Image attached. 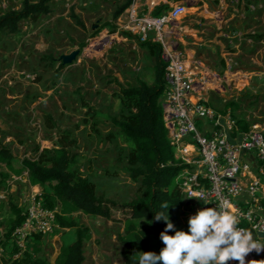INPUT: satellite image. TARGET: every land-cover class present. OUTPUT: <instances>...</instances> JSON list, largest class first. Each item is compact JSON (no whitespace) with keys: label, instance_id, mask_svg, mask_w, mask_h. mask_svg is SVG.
Here are the masks:
<instances>
[{"label":"rangeland","instance_id":"rangeland-1","mask_svg":"<svg viewBox=\"0 0 264 264\" xmlns=\"http://www.w3.org/2000/svg\"><path fill=\"white\" fill-rule=\"evenodd\" d=\"M21 3L0 0V15L19 10ZM124 3L53 0L49 15L22 22L17 34L0 32V144L13 155L15 168L26 159L47 164L61 133L68 131L76 141L71 150L77 156L75 169L94 184L97 196L117 204L140 194V184L127 170L132 144L111 122L123 113L118 85L130 88L138 80L152 84L154 79L153 57L137 38L122 35L127 31L119 27L120 17L113 20ZM170 4L188 8L165 35V46L158 42L164 59L166 51L175 50L192 69L204 66L207 88L201 90L207 91L209 104L221 114L229 110L233 119L248 124V130L264 132V0L132 3L139 11ZM72 13L83 28L75 25ZM73 51H78L75 60L62 64L61 57ZM260 165L253 162L252 172L264 184V165L262 173ZM24 174H11L7 187L0 191V238L10 217V204L22 208L32 193ZM111 213L119 221L73 214L90 231L91 238L84 244V264H124L118 237L123 234L122 219L127 213L121 207ZM195 213L186 202L175 211L187 231L188 219ZM75 240L74 229H58L56 235L36 244L37 256L53 264L61 243ZM2 251L0 245V257ZM256 260H264V253Z\"/></svg>","mask_w":264,"mask_h":264},{"label":"trees","instance_id":"trees-1","mask_svg":"<svg viewBox=\"0 0 264 264\" xmlns=\"http://www.w3.org/2000/svg\"><path fill=\"white\" fill-rule=\"evenodd\" d=\"M53 0H22L19 10H10L0 15V32L17 34L24 21L35 22L40 17L51 13ZM134 0H125L113 14L116 20ZM168 8L166 5L155 7L153 15H159ZM71 18L75 25L83 28L82 21L74 14ZM122 35L135 38L128 32ZM154 59L152 84L138 80L136 87L123 88L118 85L123 113L119 119L112 118V124L117 127L125 139L132 144V150L127 157L129 176L140 184V194L135 199L117 204L96 194L94 184L81 172L75 169L76 154L71 150L76 147V141L68 131L62 132L56 147L50 153L48 163L23 160L20 168H15V159L8 148L0 144V190L7 187L11 174L19 175L24 171L28 174L31 186H40V199L44 208L57 210L55 214L59 229H74L76 240L70 244L61 243L59 254L53 264H84V244L91 236L88 227L78 223L73 214L81 212L84 215L101 217L109 221L116 220L112 209L121 207L127 213L123 218V234L118 237L123 247L124 264H138L142 252H154L159 255L165 246L160 239V233L166 223L154 219L156 213L165 211L162 205L167 204L169 220L174 230L187 231L181 226L175 211L184 204L182 194L176 187L175 177L181 167L174 157V148L170 143L164 125V114L160 97L165 89V68L167 62L163 57L162 45L148 39L139 42ZM60 67H63L60 64ZM235 120V119H234ZM240 132L248 131V124L241 119L235 120ZM4 166L5 170L1 168ZM261 205L264 207V200ZM25 219L24 209L10 204V217L0 238L3 247L0 257L1 264H49L37 256L40 252L36 244H40L42 236L34 235L28 242L27 250L19 253L12 243L11 234ZM142 223V224H141ZM58 230L53 235H56Z\"/></svg>","mask_w":264,"mask_h":264},{"label":"built area","instance_id":"built-area-1","mask_svg":"<svg viewBox=\"0 0 264 264\" xmlns=\"http://www.w3.org/2000/svg\"><path fill=\"white\" fill-rule=\"evenodd\" d=\"M187 8L185 4H170L155 16L151 9L139 11L131 4L119 16V27L140 42L151 39L165 46V35L175 21L186 15ZM165 61L166 85L159 101L168 139L181 167L175 183L184 202L196 212L227 202L228 208L239 215L238 226L251 230L254 239L264 243V207L260 203L264 200V184L252 172L253 162L261 164L258 169L263 172L264 132H240L229 112L221 114L213 108L201 90L205 76H197L175 50L166 51ZM24 179L29 184L26 172ZM201 193L205 199L199 200L196 197ZM39 196L40 193L32 192L25 200V219L11 234L12 243L19 249L15 258L27 250L34 235L44 238L59 229L57 210L44 208ZM262 253H249L246 264ZM228 264L237 261L230 260Z\"/></svg>","mask_w":264,"mask_h":264},{"label":"clouds","instance_id":"clouds-1","mask_svg":"<svg viewBox=\"0 0 264 264\" xmlns=\"http://www.w3.org/2000/svg\"><path fill=\"white\" fill-rule=\"evenodd\" d=\"M196 198L205 199L203 193ZM162 208L166 212L156 213L154 219L166 223L160 233L165 246L159 255L142 252L138 264H228L230 260L246 264L249 253L264 251V243L254 239L251 230L238 226L239 215L233 213L225 201L198 210L188 219V231L175 230L174 235L168 234L174 230V225L169 220L167 204ZM247 264H264V260H251Z\"/></svg>","mask_w":264,"mask_h":264},{"label":"crops","instance_id":"crops-1","mask_svg":"<svg viewBox=\"0 0 264 264\" xmlns=\"http://www.w3.org/2000/svg\"><path fill=\"white\" fill-rule=\"evenodd\" d=\"M226 62V65H228V60L226 59L225 60ZM198 64H200V62L198 63ZM202 65V64H201ZM203 66V65H202ZM192 69V68H191ZM208 70V69H207ZM192 71L193 72H195L196 74H197V76H199V77H204V76H207V72H206V68L203 66V67H201V66H198V65H195V67H194V69H192ZM210 71V70H209ZM211 72V71H210ZM214 75H216V74H214ZM201 88H207V86H202ZM205 93V95H207V91H204ZM219 92V91H218ZM208 96H209V98L212 96V93L211 92H209L208 93ZM213 106V105H212ZM215 108V107H214ZM227 112H229V110H227ZM230 113V112H229ZM27 181V180H26ZM29 188H30V190L32 191V192H34V193H40L41 192V187L40 186H38V185H36V186H31L30 184H29ZM63 230H65V231H68V229H63Z\"/></svg>","mask_w":264,"mask_h":264},{"label":"water","instance_id":"water-1","mask_svg":"<svg viewBox=\"0 0 264 264\" xmlns=\"http://www.w3.org/2000/svg\"><path fill=\"white\" fill-rule=\"evenodd\" d=\"M77 55H78V51H73L69 55L62 56L61 57L62 64H64V65L71 64L72 61L75 60V58L77 57ZM260 236H262V235H260Z\"/></svg>","mask_w":264,"mask_h":264}]
</instances>
